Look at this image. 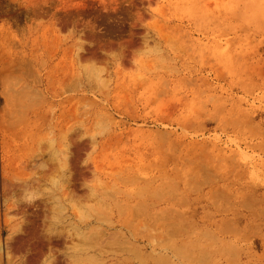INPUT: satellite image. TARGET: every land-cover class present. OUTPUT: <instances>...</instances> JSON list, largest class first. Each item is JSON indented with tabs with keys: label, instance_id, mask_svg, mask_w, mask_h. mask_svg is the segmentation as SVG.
I'll use <instances>...</instances> for the list:
<instances>
[{
	"label": "rangeland",
	"instance_id": "obj_1",
	"mask_svg": "<svg viewBox=\"0 0 264 264\" xmlns=\"http://www.w3.org/2000/svg\"><path fill=\"white\" fill-rule=\"evenodd\" d=\"M0 264H264V0H0Z\"/></svg>",
	"mask_w": 264,
	"mask_h": 264
},
{
	"label": "bare ground",
	"instance_id": "obj_2",
	"mask_svg": "<svg viewBox=\"0 0 264 264\" xmlns=\"http://www.w3.org/2000/svg\"><path fill=\"white\" fill-rule=\"evenodd\" d=\"M80 146H81V145H80ZM57 219H58V221H60V222H61V221H63V220H62V219H63V217H61V216H60V217L58 216V218H57ZM91 247H93V246L91 245ZM176 252H177V253H180V251H179V248H178V247H177V249H176ZM186 257H189V258H190L191 256H190V254H189V253H187V254H186Z\"/></svg>",
	"mask_w": 264,
	"mask_h": 264
}]
</instances>
